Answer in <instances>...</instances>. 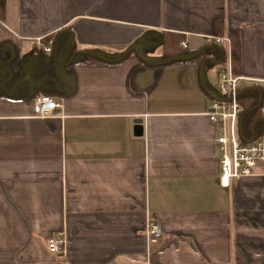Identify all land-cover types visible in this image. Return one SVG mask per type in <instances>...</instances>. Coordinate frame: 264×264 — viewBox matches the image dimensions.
<instances>
[{"label": "crops", "instance_id": "1", "mask_svg": "<svg viewBox=\"0 0 264 264\" xmlns=\"http://www.w3.org/2000/svg\"><path fill=\"white\" fill-rule=\"evenodd\" d=\"M67 28L58 64L44 40ZM166 33L192 59L164 62ZM209 36L234 74L264 78V0H3L0 264H264V175L219 182ZM45 81L60 106L35 116Z\"/></svg>", "mask_w": 264, "mask_h": 264}, {"label": "built area", "instance_id": "2", "mask_svg": "<svg viewBox=\"0 0 264 264\" xmlns=\"http://www.w3.org/2000/svg\"><path fill=\"white\" fill-rule=\"evenodd\" d=\"M207 40L220 46H226L228 43L227 37L209 36ZM183 46L186 44L183 43ZM227 48L223 50L225 58L221 62L222 66L215 83L216 95L205 110L207 117L217 130L214 147L218 155L219 182L222 187H230L231 180L264 175V132L253 134L251 137L243 136L240 129L242 105L239 101L243 84L253 82V85L260 87L262 99L259 111L264 116V78L252 79L234 74L231 64L226 62ZM44 50L48 53L51 47L46 46ZM59 106L60 102L54 96L41 94L33 100L32 110L35 116H49ZM146 233L149 237L161 236V230L153 220L148 222ZM64 242L61 233L50 237L47 243L49 251L63 252Z\"/></svg>", "mask_w": 264, "mask_h": 264}, {"label": "trees", "instance_id": "3", "mask_svg": "<svg viewBox=\"0 0 264 264\" xmlns=\"http://www.w3.org/2000/svg\"><path fill=\"white\" fill-rule=\"evenodd\" d=\"M2 16H3V0H0V18H2ZM222 29H223L222 20L216 21L214 34L215 35L222 34L223 31ZM60 33L62 37H60L61 36L59 35ZM71 34H72L71 30L67 28L65 30H61L60 32H58V34H56L55 37L54 35H51L44 41L48 42L49 39L51 40L54 39L55 41L53 43V48L57 47V49L60 50L64 46L66 41L69 39ZM182 39L183 38L180 35H176L172 33L165 34L164 40H165V45L167 46V47L165 46V48L167 52H172V53H167V55H165L164 62L174 63V62H181L192 59V57H190V53L187 50L182 49V47L180 46V42ZM170 43L174 46L175 50L168 48V44ZM209 45L210 46L205 50L210 52L212 51L214 53V56L217 58H222L223 51L220 45H217L215 43H211ZM85 57L95 58L94 56L87 53H81L79 55V58H85ZM0 60H1V42H0ZM3 69L8 71V69H6V63L0 61V70ZM9 77L10 75H3L2 80H9L10 79ZM51 85H52L51 82L45 81V83L40 86L41 88L40 94H47L53 96L52 94L53 89ZM203 85L205 86V84ZM205 88L207 89L206 86ZM259 98H260V93L257 88L250 87L240 92L239 101L242 104L241 127H242L243 136L245 137H248L251 133L259 134L264 132V116L259 111V104H258Z\"/></svg>", "mask_w": 264, "mask_h": 264}, {"label": "water", "instance_id": "4", "mask_svg": "<svg viewBox=\"0 0 264 264\" xmlns=\"http://www.w3.org/2000/svg\"><path fill=\"white\" fill-rule=\"evenodd\" d=\"M66 45H64L61 49H60V52H62V50H63V48L65 47ZM131 49H137L136 48V46H132V48H130L129 50L131 51ZM204 50L203 49H201V52H203ZM58 53V49H57V47H55V59H57L56 61H57V63L58 64H60L61 62L59 61V56L58 57H56V54ZM60 54V53H59ZM58 54V55H59ZM203 64V63H202ZM260 90V89H259ZM261 99H262V97H261V93H260V98H259V103L258 104H260L261 103ZM241 120H242V114H241V116H240V124H241ZM134 122H135V126H134V134L135 135H138V136H140V135H142L143 134V125H142V119L141 118H135V120H134Z\"/></svg>", "mask_w": 264, "mask_h": 264}, {"label": "rangeland", "instance_id": "5", "mask_svg": "<svg viewBox=\"0 0 264 264\" xmlns=\"http://www.w3.org/2000/svg\"><path fill=\"white\" fill-rule=\"evenodd\" d=\"M140 40H142V39H137V41H136V43H134L132 46H136V45H138L139 44V48H137V49H135L134 51L135 52H137V53H139V50H142V44L140 43ZM150 49H151V51L154 53L156 50L155 49H157V45H155V44H152L151 46H150ZM152 56V58H158V55H156V54H153V55H151ZM141 57V56H140Z\"/></svg>", "mask_w": 264, "mask_h": 264}]
</instances>
